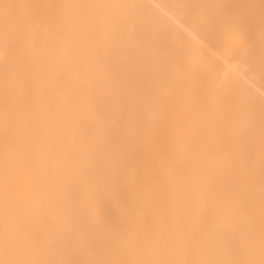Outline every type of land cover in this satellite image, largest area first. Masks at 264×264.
Here are the masks:
<instances>
[{"label":"bare ground","instance_id":"1","mask_svg":"<svg viewBox=\"0 0 264 264\" xmlns=\"http://www.w3.org/2000/svg\"><path fill=\"white\" fill-rule=\"evenodd\" d=\"M0 264H264V0H0Z\"/></svg>","mask_w":264,"mask_h":264}]
</instances>
